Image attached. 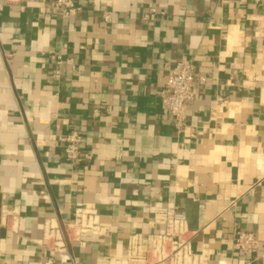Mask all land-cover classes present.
Masks as SVG:
<instances>
[{
    "label": "crops",
    "instance_id": "obj_1",
    "mask_svg": "<svg viewBox=\"0 0 264 264\" xmlns=\"http://www.w3.org/2000/svg\"><path fill=\"white\" fill-rule=\"evenodd\" d=\"M11 0L0 9V264H143L131 235H159V210L185 211L204 264L264 256V0ZM194 64L177 124L163 103L171 68ZM82 135L91 158L69 160ZM100 227L44 250L47 221L77 208ZM240 230L256 252L236 244Z\"/></svg>",
    "mask_w": 264,
    "mask_h": 264
},
{
    "label": "built area",
    "instance_id": "obj_2",
    "mask_svg": "<svg viewBox=\"0 0 264 264\" xmlns=\"http://www.w3.org/2000/svg\"><path fill=\"white\" fill-rule=\"evenodd\" d=\"M11 0H0V9ZM51 10L59 16L76 15L82 6L76 0H54ZM195 71L191 61L177 62L170 70L162 99L176 123H181L190 101L194 98ZM65 156L79 162L91 158V154L82 151V135L73 129L61 138ZM156 221L165 224V229L154 237H145L142 233L130 236L127 245V256L130 260L143 264H204L203 254L196 253L193 248V233L188 225L184 210L177 206L159 210ZM100 227L99 213L92 209L77 208L75 218L65 228L52 221H47L44 228L42 247L52 254H61L69 258L65 238L80 239L90 233H96ZM236 244L245 253L256 252L259 241L251 231L240 230L236 234ZM49 257L45 264H52ZM27 264H43L42 261L31 259ZM74 264H79L74 262ZM264 264V256L262 259Z\"/></svg>",
    "mask_w": 264,
    "mask_h": 264
}]
</instances>
